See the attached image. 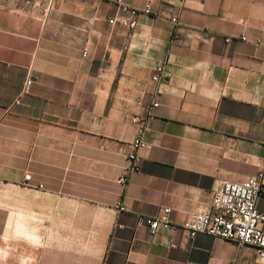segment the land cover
I'll use <instances>...</instances> for the list:
<instances>
[{
	"label": "crops",
	"instance_id": "0c3cea01",
	"mask_svg": "<svg viewBox=\"0 0 264 264\" xmlns=\"http://www.w3.org/2000/svg\"><path fill=\"white\" fill-rule=\"evenodd\" d=\"M125 1L152 12L0 0V264H264L183 228L264 171V0ZM134 118L153 148L128 172ZM165 208L174 227L139 222Z\"/></svg>",
	"mask_w": 264,
	"mask_h": 264
},
{
	"label": "built area",
	"instance_id": "2783aa9c",
	"mask_svg": "<svg viewBox=\"0 0 264 264\" xmlns=\"http://www.w3.org/2000/svg\"><path fill=\"white\" fill-rule=\"evenodd\" d=\"M116 4L120 14L111 18L109 22L121 23L134 28L141 14H151L152 8L147 5L144 9L130 6L125 0H108ZM125 14H129L127 17ZM171 21L178 25L176 17ZM247 40L246 37H242ZM230 40V38H229ZM87 54V50L84 51ZM170 74L163 66L156 67L152 79L155 81L169 80ZM32 79L24 83L22 93L30 90ZM17 103L20 100L16 101ZM157 105V104H155ZM137 135L129 144L130 151L127 155V171L138 172L141 169L140 150L153 148V144L146 140L149 126L145 119L134 118ZM127 177L121 178L126 182ZM264 197V171L243 181H225L213 194L210 209L200 210L192 214L183 224L188 235L193 238L199 233H206L213 237L223 238L236 243L239 247L252 246L258 255L264 258V212L257 208V201ZM170 208H165L159 217L141 216L139 222L147 224L150 232L155 234L160 228L174 227L170 220Z\"/></svg>",
	"mask_w": 264,
	"mask_h": 264
}]
</instances>
